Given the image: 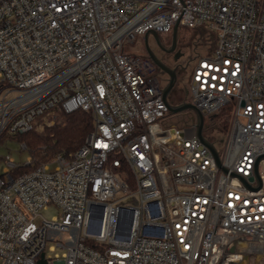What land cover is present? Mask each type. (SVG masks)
<instances>
[{"label":"built area","instance_id":"obj_1","mask_svg":"<svg viewBox=\"0 0 264 264\" xmlns=\"http://www.w3.org/2000/svg\"><path fill=\"white\" fill-rule=\"evenodd\" d=\"M175 24L214 37L185 87L204 121L230 105L221 149L203 132L219 164L124 51ZM55 109L92 130L29 171L3 157L0 264H264V0H0V137Z\"/></svg>","mask_w":264,"mask_h":264},{"label":"trees","instance_id":"obj_2","mask_svg":"<svg viewBox=\"0 0 264 264\" xmlns=\"http://www.w3.org/2000/svg\"><path fill=\"white\" fill-rule=\"evenodd\" d=\"M188 33L190 35L187 36ZM193 33L196 35L194 39ZM191 34L193 35L191 36ZM191 39L192 47L203 43L209 44L210 48L214 45V37L203 27H182L177 30L176 42L183 44ZM170 102L174 104L179 103L177 98L170 100ZM230 111V105L227 104L217 112L212 121L209 119L205 120L203 127L204 134L206 135L207 130L210 132L212 129H215L225 135L230 122ZM58 116L59 120L50 126H46L42 132H36L31 129L25 133L17 134L20 141L26 145L30 154L34 158L33 162L30 164H25L19 167L17 170L18 172L29 171L40 162L49 159L58 152H63L65 154L72 153L82 144L87 134L92 130V117L88 111L76 109L72 112L66 113L59 110ZM191 120H193V116L191 117ZM184 122L189 121L188 119L168 120V123L177 126L183 125ZM110 156H116V154L114 153ZM112 170L123 178L130 188L132 187V176L123 164L119 167H113Z\"/></svg>","mask_w":264,"mask_h":264},{"label":"rangeland","instance_id":"obj_3","mask_svg":"<svg viewBox=\"0 0 264 264\" xmlns=\"http://www.w3.org/2000/svg\"><path fill=\"white\" fill-rule=\"evenodd\" d=\"M179 28H182V27H179ZM166 33L169 34L170 31L166 32ZM193 34H191V36ZM188 35H190V34L188 33L187 36ZM194 37H196L195 34L193 35V39H194ZM152 38L153 37L148 38V44L149 45L153 44ZM191 42H192V39L189 41H186L183 44L177 42L178 49H180L183 53H185L183 56V60L186 62L182 77L177 78V82H178L177 85H178V87H181V88L184 86V84L185 85L188 84L191 69H192V67L196 61V54L197 53L204 54L209 49V44L203 43V44H201L200 47H198L196 50H194ZM144 44H145V42H144L143 35H137L133 42H129V43H126L124 45V49L126 52H128L130 54L143 55L144 54V49H143ZM182 97H183V101H185L188 98L187 91H185V93ZM58 112H59V110L55 109V110L50 111L48 113H45L44 115L37 118L32 130L36 131V132H42L46 126H50V125L54 124L56 121L59 120ZM216 114H214L210 118H205V120L209 119L210 121H212V119L215 118ZM192 116H193V119H195L194 113L191 110H184V111L177 112V113H169L167 115V119L168 120H170V119L187 120L188 119V121H190ZM206 137L215 141V146L217 149H221V147L223 146V143H221L220 141L223 140L225 135H223L222 132H218L215 129H212L210 132H208V130H207ZM21 143L22 142L18 138L17 134H12V135L5 134V135H2L0 137V168L4 164L2 159L7 154L10 157H12L16 163L27 162V159L30 155V152L27 148L22 147ZM56 212H57V210L53 206H49L47 209L41 210L42 215H44L48 219L53 214H55Z\"/></svg>","mask_w":264,"mask_h":264},{"label":"flooded vegetation","instance_id":"obj_4","mask_svg":"<svg viewBox=\"0 0 264 264\" xmlns=\"http://www.w3.org/2000/svg\"><path fill=\"white\" fill-rule=\"evenodd\" d=\"M158 37H159V42H157L154 38H152L153 39L152 45H149V44L148 46H146L145 44L143 45V49H144L143 56H145L148 59V61L150 62L152 71L154 72V74H156L159 82L162 83L163 86L166 85V83H168L170 76L166 71H164L160 66H158L155 63L154 59H152L148 55L147 50L149 49L151 51L153 57L158 62L166 66L168 69L174 71V74L176 76L175 82L173 83L170 90L168 91V99L174 100V98H177L179 103H181L183 101L182 96L184 95L186 91V87H185V84L183 86L185 89L183 87L182 88L178 87L177 78L182 77V74L184 72V67L186 65V62L183 60V56L185 53H183L180 49H178L177 42L175 44L174 49L172 51L169 50L171 47V42H172V36L170 33L169 34L168 33L166 34L158 33ZM176 50H180L182 54L178 56L177 58H174V54Z\"/></svg>","mask_w":264,"mask_h":264},{"label":"water","instance_id":"obj_5","mask_svg":"<svg viewBox=\"0 0 264 264\" xmlns=\"http://www.w3.org/2000/svg\"><path fill=\"white\" fill-rule=\"evenodd\" d=\"M176 35H177V25L175 24L172 28L171 31V36H172V42H171V47H170V51H172L175 47L176 44ZM151 36L153 37L157 42H159V37H158V32H156L155 30H148L143 34L144 37V42L145 45L148 46V37ZM148 55L154 59L155 63L160 66L164 71H166L169 74V80L168 83H166V85L163 86L162 89V98L165 101V103L167 104V108L168 111L170 113H177V112H181L184 110H191L194 113L195 116V120H196V133L198 135V137L200 138V140L202 142H204L212 151L215 161L217 164H219V159H218V154L215 150V147L213 146V144L211 142H209L208 140L205 139L204 135H203V125H204V116L203 114L188 100L182 101L181 103H171L170 100L168 99V91L170 90L171 86L173 85V83L175 82V74L173 70L168 69L166 66H164L163 64H161L160 62H158L152 55L151 51L148 49L147 50ZM182 53L180 52V50H176L175 54H174V58H177L178 56H180ZM40 264H45L43 262V259L39 260Z\"/></svg>","mask_w":264,"mask_h":264}]
</instances>
